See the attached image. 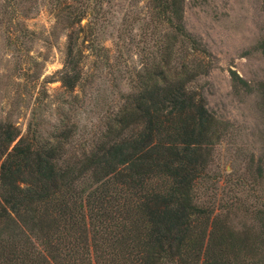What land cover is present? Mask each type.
<instances>
[{
	"label": "trees",
	"instance_id": "1",
	"mask_svg": "<svg viewBox=\"0 0 264 264\" xmlns=\"http://www.w3.org/2000/svg\"><path fill=\"white\" fill-rule=\"evenodd\" d=\"M112 1L55 4L67 30L60 81L69 92L82 80L80 44L89 37L95 49L91 21ZM146 1L150 19L167 20L204 52L184 29L183 0ZM159 68H144L140 88L93 142L69 118L48 135L35 118L25 135L0 120V264H264V206L247 207L252 223L237 229L239 202L199 188L222 137V122L190 87L204 65L193 60L171 75Z\"/></svg>",
	"mask_w": 264,
	"mask_h": 264
},
{
	"label": "rangeland",
	"instance_id": "2",
	"mask_svg": "<svg viewBox=\"0 0 264 264\" xmlns=\"http://www.w3.org/2000/svg\"><path fill=\"white\" fill-rule=\"evenodd\" d=\"M58 1L0 0V120L25 135L35 118L48 135L58 119L69 118L80 138L93 142L140 88L144 68L164 66L171 75L200 61L206 70L190 87L222 122V137L199 188L239 202L237 229L251 224L245 209L264 206V0H183L184 29L204 52L175 37L167 20L150 19L146 0L105 3L103 18L90 24L98 32L95 49L89 37L80 44L82 80L74 92L60 81L67 30Z\"/></svg>",
	"mask_w": 264,
	"mask_h": 264
}]
</instances>
